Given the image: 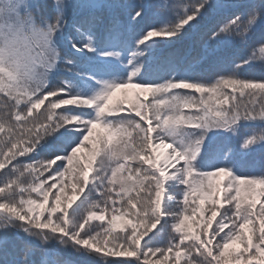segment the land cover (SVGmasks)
<instances>
[{
  "label": "snow or ice",
  "instance_id": "snow-or-ice-1",
  "mask_svg": "<svg viewBox=\"0 0 264 264\" xmlns=\"http://www.w3.org/2000/svg\"><path fill=\"white\" fill-rule=\"evenodd\" d=\"M0 260L264 264V0H0Z\"/></svg>",
  "mask_w": 264,
  "mask_h": 264
},
{
  "label": "rangeland",
  "instance_id": "rangeland-1",
  "mask_svg": "<svg viewBox=\"0 0 264 264\" xmlns=\"http://www.w3.org/2000/svg\"><path fill=\"white\" fill-rule=\"evenodd\" d=\"M138 96H140L142 99H147L148 94H143L142 91H141V89H137V88L121 89L120 91L117 92L116 96L113 98V101L116 103V101L118 102V101L124 100V101H127L128 102V105H132V103H136L137 102V97ZM127 98H129V99H127ZM158 151L161 153L160 158L162 160L164 158V156L167 155V151L168 150L159 149ZM82 152L84 153L85 150L82 149V151H80L79 153H77V157L76 158L79 159V162H78L77 166H82L84 164H87L86 161H85V159H83L82 156H81ZM76 173L79 174V167H78V170L76 171ZM93 175H94V170H89V178H90V180H91V177ZM225 179L226 178L223 175L221 177L218 176L216 178V182L220 185L221 194L223 192L224 183L226 182ZM71 182H73V181H71V180L68 181L69 185H70ZM258 192H259V190H258ZM67 194L68 195H71L70 186H69V189L67 190ZM256 199L258 200L257 196H256ZM50 203H51V201H50ZM210 203H211L210 200H206L205 201V204H204L205 216L208 215L207 209H208ZM130 220H131V217H129V216H122L120 219H118L115 222V225L113 227V232L114 233H121L124 230H126L128 227H130V223H129ZM199 221H201V217L199 215H197L196 218H195V221H189L188 222L191 225L193 232H198L199 231V227H198V223H197ZM92 223H105L106 224L107 223V219L105 221H92ZM185 230H187V228ZM109 247H111V246H109ZM241 247L242 246H241L240 243H236V244H234L232 246L233 249H240ZM229 251L231 252V249ZM129 258L130 257H127V256L111 257V259H129ZM183 259H184V257L181 258L182 261H183ZM87 263L88 264H100V262L97 261V260H90V261H87Z\"/></svg>",
  "mask_w": 264,
  "mask_h": 264
},
{
  "label": "trees",
  "instance_id": "trees-1",
  "mask_svg": "<svg viewBox=\"0 0 264 264\" xmlns=\"http://www.w3.org/2000/svg\"><path fill=\"white\" fill-rule=\"evenodd\" d=\"M120 2H123V0H120ZM154 39H157V38H154ZM93 40L95 41L96 40V38L95 37H93ZM149 43H152V42H149ZM69 47H70V45H69ZM72 51L74 52L75 50L74 49H72ZM86 51V50H85ZM247 53L244 51V50H241V49H238V48H236V47H233V48H230V49H227L224 53H223V55H226V56H230V57H233V58H236V59H239L240 57H243L244 55H246ZM78 55H83V54H78ZM88 55L89 56H92V55H94L93 53H88ZM100 59H103V57H101ZM255 71V74H256V76H259L260 74H261V71H260V68H259V66H257V68L254 70ZM68 75H72V74H68ZM79 78L81 79V80H87L89 77L87 76V75H80L79 76ZM241 78H244V77H241ZM81 91H82V89H80ZM51 99V98H50ZM127 99H129V98H127ZM147 99H151V96L150 95H148V97H147ZM136 100V99H135ZM117 102V101H116ZM113 103H115L114 101H113ZM47 104V101H45V105ZM133 104H135V103H132V105ZM45 105H42L41 106V108L40 109H38L37 111H43V109H44V106ZM185 111H187V110H185ZM251 127H255V125H253V124H244L242 127H241V129H240V134L241 135H243L244 133H245V131L247 130V129H249V128H251ZM229 134H227V133H222L221 135H220V139H225L227 136H228ZM108 136V132H107V130L105 129V128H103V127H97V129L95 130V132H94V136H93V138H92V141L91 142H89L88 144H87V146L84 148V150H85V152L83 153L82 152V154H81V156H82V158L83 159H85V161H86V163L91 159V156H92V143H94V142H98V141H100V140H103V139H105L106 137ZM91 147V148H90ZM82 151V150H81ZM99 159V157H97V160ZM78 162H79V159H75V161H74V168H75V171H77L78 170V167H77V164H78ZM257 164H258V158H257ZM251 174L250 172H249V170L248 169H244L243 171H240V173L239 174ZM223 174H221V175H219L220 177L222 176ZM224 176V175H223ZM226 179L225 180H227L228 179V177H225ZM258 190H259V188L257 187V192H258ZM257 198H258V200H259V196H257ZM61 247H63V245H61ZM129 259H135L134 257H130ZM0 264H3V260H0ZM82 264H88L87 263V261H83L82 262Z\"/></svg>",
  "mask_w": 264,
  "mask_h": 264
}]
</instances>
